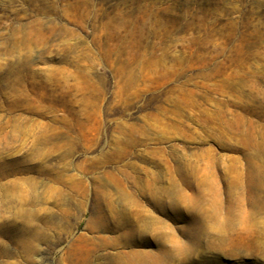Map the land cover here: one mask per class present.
I'll return each mask as SVG.
<instances>
[{
	"label": "rangeland",
	"instance_id": "obj_1",
	"mask_svg": "<svg viewBox=\"0 0 264 264\" xmlns=\"http://www.w3.org/2000/svg\"><path fill=\"white\" fill-rule=\"evenodd\" d=\"M0 264H264V0H0Z\"/></svg>",
	"mask_w": 264,
	"mask_h": 264
}]
</instances>
